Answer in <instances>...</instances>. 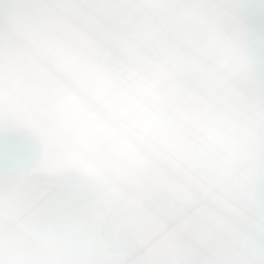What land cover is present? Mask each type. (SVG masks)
Masks as SVG:
<instances>
[{"label":"snow or ice","instance_id":"snow-or-ice-1","mask_svg":"<svg viewBox=\"0 0 264 264\" xmlns=\"http://www.w3.org/2000/svg\"><path fill=\"white\" fill-rule=\"evenodd\" d=\"M0 264H264V0H0Z\"/></svg>","mask_w":264,"mask_h":264}]
</instances>
